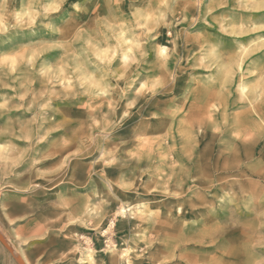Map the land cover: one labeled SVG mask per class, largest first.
<instances>
[{
  "label": "clouds",
  "instance_id": "1",
  "mask_svg": "<svg viewBox=\"0 0 264 264\" xmlns=\"http://www.w3.org/2000/svg\"><path fill=\"white\" fill-rule=\"evenodd\" d=\"M16 5L0 222L24 248L64 242L29 264H264V0Z\"/></svg>",
  "mask_w": 264,
  "mask_h": 264
},
{
  "label": "rangeland",
  "instance_id": "2",
  "mask_svg": "<svg viewBox=\"0 0 264 264\" xmlns=\"http://www.w3.org/2000/svg\"><path fill=\"white\" fill-rule=\"evenodd\" d=\"M20 0H17V7H19ZM70 11V9H69ZM223 11V10H221ZM198 27H203L198 26ZM211 31V30H210ZM226 46L231 47V41H226ZM211 140V136L209 135L208 139L205 140L201 147L202 149L204 148L205 144H208L209 141ZM219 147L215 145L209 146L207 152H206V160L210 164L218 165V166H224L226 163V158L220 157L219 155ZM27 179V178H25ZM43 183V182H40ZM48 196H51V193L47 194ZM45 196L43 193L40 194V199H44ZM7 199V197H5ZM17 212L20 211L19 208L16 209ZM223 218V217H222ZM0 235L2 236L3 241L6 242L8 247L13 250L14 254L11 255L9 253V250L6 249L1 243H0V264H18L16 259H19L20 261L24 262V264L29 263L31 259H34L39 253L43 250L44 247H48L50 250L55 249V248H63L64 247V242L63 241H58V240H49L45 242L43 245H37L35 247L31 248H24L22 247L18 241L15 239L14 235L12 234V230L9 229L8 225L6 222H0ZM84 244V250L86 252H91L92 251V244L91 241H83ZM100 245H97L99 247ZM11 250V251H12ZM79 251V249H77ZM12 253V252H11ZM16 254V255H15ZM17 256V257H16ZM16 258V259H14Z\"/></svg>",
  "mask_w": 264,
  "mask_h": 264
},
{
  "label": "bare ground",
  "instance_id": "3",
  "mask_svg": "<svg viewBox=\"0 0 264 264\" xmlns=\"http://www.w3.org/2000/svg\"><path fill=\"white\" fill-rule=\"evenodd\" d=\"M0 243H1L6 249L9 250V253H10L11 255L14 254L13 250L10 249V248L8 247L9 245H7L5 241H3L1 235H0ZM11 250H12V251H11ZM11 252H12V253H11ZM15 255H16V254H15ZM16 257H17V256H16ZM14 259H16V258H14ZM16 261L18 262V264H24V262L20 261L19 259H16ZM27 264H29V263H27Z\"/></svg>",
  "mask_w": 264,
  "mask_h": 264
}]
</instances>
